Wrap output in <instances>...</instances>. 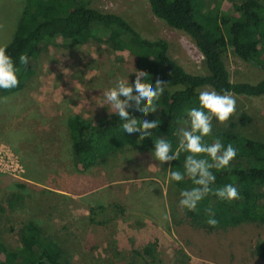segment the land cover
Masks as SVG:
<instances>
[{
    "label": "rangeland",
    "instance_id": "374dc122",
    "mask_svg": "<svg viewBox=\"0 0 264 264\" xmlns=\"http://www.w3.org/2000/svg\"><path fill=\"white\" fill-rule=\"evenodd\" d=\"M23 1L0 0V46L11 38ZM88 1L93 8L122 15L146 39H164L169 55L186 72L204 71L189 36L156 19L147 0ZM232 1L242 0H212L223 11ZM61 45L57 39L42 46L26 88L0 96V239L5 245L16 247L21 227L34 221L61 244L71 264H264L253 253L257 242L264 245V225L211 232L194 227L178 205L180 198L167 194L163 171L151 155L129 151L101 169L75 168L68 118L103 116L111 109L103 103V92L118 78L128 77L132 85L136 77L122 62L127 54L103 43ZM223 60L231 82L264 77L230 52ZM233 98L234 113L251 117L237 129L239 134L264 142V96ZM149 244L155 245L153 256L141 254Z\"/></svg>",
    "mask_w": 264,
    "mask_h": 264
},
{
    "label": "trees",
    "instance_id": "16d2710c",
    "mask_svg": "<svg viewBox=\"0 0 264 264\" xmlns=\"http://www.w3.org/2000/svg\"><path fill=\"white\" fill-rule=\"evenodd\" d=\"M151 14L168 27L185 33L194 43L203 59L204 71L186 72L169 55L168 43L161 38L148 40L141 36L122 15L104 12L90 6L88 0H24V6L11 38L4 44L7 53L18 63V57L27 53L29 63L20 67L18 86L0 90V96L22 92L34 75L32 60L42 46L59 39L63 48L82 46L90 42L103 43L112 52L126 53L125 64L147 81H160L164 91L155 101L157 111L141 117L129 107V118L158 120L152 135L139 142L128 137L120 127L122 121L110 109L96 120L72 115L67 120L70 152L75 168L82 172L104 168L109 161L133 151L151 155L153 143L164 138L178 146V133L188 128L187 110L198 106L199 92L215 89L232 96H264V77L254 83L231 82L223 56L232 53L264 73V4L259 0L232 1L231 8L223 11L212 0H147ZM136 79V78H135ZM251 122L246 113H234L220 128L212 121V132L204 138L211 144L219 138L224 145L231 143L237 155L227 169L213 172V188L233 184L239 199L225 202L209 194L199 202L195 211H185V218L196 228L211 232L226 230L242 224L264 225V142L243 137L238 128ZM139 131V129L137 130ZM171 154V153H170ZM185 153L177 160L158 166L163 171L167 194L180 198L181 190L193 187L190 178L179 183L166 178L169 167L183 171ZM23 183L17 186L21 187ZM14 200H21L17 194ZM14 200L9 201L13 207ZM2 210V209H1ZM209 210L218 223L209 227L206 220ZM19 244L7 247L0 239V264H71L66 250L52 237L43 234L34 221L26 222L18 232ZM155 245L149 244L141 254L153 256ZM253 253L264 261V245L256 243Z\"/></svg>",
    "mask_w": 264,
    "mask_h": 264
},
{
    "label": "clouds",
    "instance_id": "9594fccd",
    "mask_svg": "<svg viewBox=\"0 0 264 264\" xmlns=\"http://www.w3.org/2000/svg\"><path fill=\"white\" fill-rule=\"evenodd\" d=\"M29 57L22 53L17 61L7 53V46H0V90H10L18 86L19 66H27ZM143 73H137L132 85L128 77L118 78L115 84L103 92V103L110 105L119 116L120 127L128 137L136 136L140 141L152 135L151 130L157 129L158 120L148 121L129 118V107H134L141 117L155 113V101L162 95L164 88L160 81L149 83ZM236 101L229 93H218L215 89H206L199 92L198 106L187 110L188 128L178 133V146L172 150L170 141L157 138L153 143L152 158L160 165L177 160L180 153H185L183 171L169 167L166 178L170 182L179 183L188 177L193 187L185 188L180 192L178 205L182 210L195 211L199 202L209 194L225 202L239 199L237 188L231 184L213 188L216 180L213 169L221 171L229 168L230 162L237 155L236 148L231 144L224 145L219 138L211 144L205 143L204 138L212 132V121L227 122L234 114ZM139 129V131H137ZM171 153V154H170ZM218 221L214 213L209 210L206 224L215 227Z\"/></svg>",
    "mask_w": 264,
    "mask_h": 264
}]
</instances>
